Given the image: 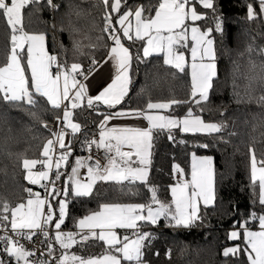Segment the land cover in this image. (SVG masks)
<instances>
[{
    "label": "snow or ice",
    "instance_id": "snow-or-ice-1",
    "mask_svg": "<svg viewBox=\"0 0 264 264\" xmlns=\"http://www.w3.org/2000/svg\"><path fill=\"white\" fill-rule=\"evenodd\" d=\"M38 3L39 0H0V15L6 18L11 33L7 61L0 66V100L26 111L36 119H40L39 114L47 110L45 106H50L57 113L54 117L57 127H49L46 121L41 120L50 134L43 146L44 158H23L22 161L26 170L25 179L30 184L38 185L46 181L41 185L45 198L29 187L25 189L28 193L26 203L10 205L7 201L0 202V264H148L144 259V250L151 245L155 234L144 229L158 226L161 218L165 227H193L204 218L201 208L206 215L209 206H214L218 199L219 186L215 180L212 156L193 153L190 174H186L179 165L174 166L173 171L181 178L168 186L170 200L162 199L157 186H149L148 182L153 130H168V138L172 140V129L184 133L212 134L220 133L224 127L221 123L205 122L201 115L193 112V108L201 113L204 111L202 105L209 101L214 78H217L212 33H219L223 37L224 29L221 18L215 15L214 0H157L155 4L149 2L147 5L136 4L134 0L132 3L129 0H101L104 9L99 29L101 35L96 39L103 41L105 59L98 61L92 56L86 69L79 62L69 65L67 60L59 59L54 50L52 53L46 50L44 33L25 30L23 10L30 4ZM45 3L52 10L60 8L53 0H45ZM258 8L259 12L252 3L247 4L249 19L264 17V0H258ZM209 10L214 14L215 28H201L196 22L205 20ZM189 32L190 62L185 55L189 49ZM137 41L140 42L136 50L137 63L140 62L141 49L144 57L163 53L164 64L173 66L186 77L190 76V91L186 100H149L145 108L130 106V98L125 99L131 84L133 56L130 49ZM55 42L53 36V44ZM85 46L95 48L97 45H84L82 41L72 39L73 49L81 54H84L82 49ZM61 50L66 53L68 49L61 44ZM248 50L251 51V48ZM109 62L115 70L110 82L97 94H90L85 82L101 63ZM250 63L252 74L245 76L249 82L247 87H252L254 82L264 86V63L259 65L258 71L255 62ZM256 102L264 105V95L257 97ZM173 105H186V114L163 115L154 111L167 110ZM82 106L90 108L101 119L99 140L85 138L81 147L91 150L95 145L97 149L114 152L115 157L110 158L108 166L101 170L98 164L86 165L90 155L76 156L71 175L64 186L58 188L56 182L64 175L61 166L66 164L72 152L70 142L65 143L66 129L59 125L66 123L73 134L79 132L80 125L74 123L72 118L73 110ZM101 107H106L107 111L101 112ZM117 118H142L147 121V126L109 128L108 122ZM125 146L128 151L122 150ZM201 146L208 147L207 144ZM54 149L58 153L55 158L52 156ZM37 164L40 170L34 172L33 167ZM53 167L55 172L50 179ZM84 167H87V174L86 179L82 180L79 170ZM250 169L251 186L254 190L258 187V201L253 200L252 203L258 202L260 211H249L245 218L233 222L230 238L239 240L242 237L245 244L243 248L239 244L227 247L223 255L235 256L242 252L246 258L245 264H264V152L257 159L255 149L250 148ZM186 175H190V178H184ZM97 180L115 181L118 184L127 181L129 185L139 181L147 187L150 198L141 203H104L99 205V210L85 214L77 225L88 231L81 239L95 238L103 241L107 248L102 255L94 257L68 254L66 250L77 240L75 233L61 230L66 217L67 198L92 197ZM56 208L58 213L54 218ZM73 220L75 222L76 218L73 217ZM257 222L259 230H253ZM53 225L54 235L49 231ZM119 229L125 230L122 238L118 234ZM36 237L43 238L41 243L46 244L47 256L43 252L36 255ZM53 240L64 250L60 256H55ZM28 244L33 246L28 247ZM166 255L170 257V250Z\"/></svg>",
    "mask_w": 264,
    "mask_h": 264
},
{
    "label": "trees",
    "instance_id": "trees-1",
    "mask_svg": "<svg viewBox=\"0 0 264 264\" xmlns=\"http://www.w3.org/2000/svg\"><path fill=\"white\" fill-rule=\"evenodd\" d=\"M130 3L133 0H129ZM136 4H155L157 0H134ZM60 5L59 10L46 6L45 0L36 5H28L23 10V26L26 31L44 33L47 50L71 65L79 62L83 68L90 64L94 56L98 61L105 59L103 41H97L101 35L103 6L101 0H53ZM252 3L259 12L258 0H214L215 15L223 22V37L212 33L215 39L217 78H214L213 89L209 101L204 103L201 113L193 108L205 122L224 125L220 133H184L177 129L156 130L153 133V147L149 173V186H157L162 199L170 200L171 184H174L173 168L179 165L190 174L192 154L212 156L215 167V180L219 186L218 199L214 206H209L207 214L201 208L202 221L189 228L165 227L164 220L158 226L144 230L152 231L155 238L144 252L148 264H245V256L223 255L227 247L237 244L241 248L245 242L231 240L229 233L234 228V221L243 219L249 211H260L258 187L254 190L250 180V148L255 149L257 159L264 152V105L256 102V98L264 95V86L254 82L247 87L246 75H251V63L255 62L257 71L264 63V17L249 19L247 4ZM79 13V14H77ZM116 15V14H113ZM214 14L209 10L207 18L199 22L201 28H215ZM55 26V27H54ZM82 41L84 45L95 44V48L84 47L81 54L72 47V39ZM10 29L6 18L0 15V66H3L10 51ZM53 36L56 38L53 44ZM87 37V39H84ZM61 44L68 50L62 52ZM190 44V42H189ZM140 42L130 49L133 56L130 70L131 86L129 100L131 107L145 108L152 102H166L170 99L186 100L190 91V76H185L173 66H167L163 57H144L140 50V62L136 54ZM249 47L251 51H249ZM190 48V46H189ZM184 50V49H182ZM189 50L185 51L189 60ZM86 104V103H85ZM47 110L40 113V119L30 116L26 111L14 108L0 100V202L10 205L25 202L28 198L26 188H34L25 179L23 158L43 159V146L50 138L41 120L49 127L56 125L55 110L45 106ZM119 108V106H117ZM100 111H107L101 107ZM186 105L176 106L167 115H185ZM101 117L90 108L82 106L74 110L73 120L80 124L82 130L72 139L71 156L64 164L65 181L71 175V166L75 157L83 154L81 147L85 138L97 131ZM181 141H185L181 143ZM207 144L204 148L201 145ZM39 168V164L36 165ZM190 175H186L187 178ZM150 193L141 182L97 181L93 188V196L72 199L68 197L67 219L61 227L62 231L76 234L77 243L73 244L68 254L76 253L84 257L102 255L107 248L102 241L89 239L81 242L77 223L80 218L91 211L99 210L104 203H141L147 202ZM73 217L76 218L75 222ZM238 227V225L236 226ZM258 228V222L253 229ZM123 233V232H122ZM54 235V232H53ZM46 245V244H45ZM55 256L60 255L61 248L53 240ZM62 250V249H61ZM170 250V257L166 252ZM158 253V255H157Z\"/></svg>",
    "mask_w": 264,
    "mask_h": 264
},
{
    "label": "crops",
    "instance_id": "crops-1",
    "mask_svg": "<svg viewBox=\"0 0 264 264\" xmlns=\"http://www.w3.org/2000/svg\"><path fill=\"white\" fill-rule=\"evenodd\" d=\"M113 14H116V13H113ZM200 22V21H199ZM199 22H196L198 25H199ZM190 23V22H189ZM119 27V25H117ZM200 26V25H199ZM190 32H189V42L191 44V40H190ZM189 44V46H190ZM127 46V45H126ZM190 49V48H189ZM182 50V49H181ZM143 54V53H142ZM163 53H152L150 54L148 57H153V56H161L163 57ZM186 55V53H185ZM187 57V56H186ZM190 62V61H189ZM167 66H171V65H167ZM131 70V69H130ZM114 68L112 67L111 63H101L97 68L96 70L92 73V75L89 77L88 81H86L85 83L88 84V89H89V93L92 94V95H95L97 94L107 83L110 82V77L114 75ZM131 76V75H130ZM131 86V84H130ZM130 90V88H129ZM86 103V101H85ZM170 109H167V110H154V111H159L160 114H163V115H167L166 112H168ZM73 115H74V110H73ZM73 119V118H72ZM74 123H77L76 121L73 120ZM79 124V123H78ZM80 125V124H79ZM109 128L112 127V126H140V127H145L147 126V121L143 120L142 118L141 119H131V118H117V119H113V120H110L108 122V125H107ZM53 127H57V123L55 126ZM59 127H64L66 129V135H65V143L68 144L70 142V146L72 147V139L74 136L76 135H79L81 133V126H80V131L79 132H76V133H72L71 132V129L67 127L66 123L65 124H61L59 125ZM156 130H153V133L155 132ZM97 133H99V125H98V128H97ZM123 151H128L129 149L125 146L124 148H122ZM151 152H152V149H151ZM111 156L112 157H115V153L114 152H110ZM199 156V155H197ZM118 159V158H117ZM133 159H135V157H133ZM213 164H214V161H213ZM108 166V165H107ZM63 166H61V168H63ZM39 171V170H37ZM149 173H150V166H149ZM149 178V176H148ZM97 181H100V180H97ZM43 183L46 182V181H42ZM104 182H115V181H104ZM124 182H127V181H124ZM135 182H139V181H135ZM163 218H161L162 220ZM78 225V223H77ZM77 232H79V235H80V240L81 242H86L88 241L89 239H95V238H89L87 240H82L81 237L84 236V235H87L88 231L87 229H80L78 226H77ZM99 230H97L98 232ZM118 231V234L121 236H123V234L125 233V230L123 229H119L117 230ZM123 232V233H122ZM55 242V241H54ZM103 242V241H102ZM57 243V242H56ZM104 243V242H103ZM59 245V243H57ZM105 244V243H104ZM60 246V245H59ZM105 246L107 247V245L105 244ZM60 250V254H61V251H64V250H61V248H59ZM68 253V252H67ZM60 256V255H58Z\"/></svg>",
    "mask_w": 264,
    "mask_h": 264
},
{
    "label": "built area",
    "instance_id": "built-area-1",
    "mask_svg": "<svg viewBox=\"0 0 264 264\" xmlns=\"http://www.w3.org/2000/svg\"><path fill=\"white\" fill-rule=\"evenodd\" d=\"M88 66H86V68ZM93 138H95L98 141L99 140V133L95 132L94 134L91 135V137H89V139H93ZM57 155H58V153L54 149V151L52 153L53 158H55ZM89 155H90L91 158L88 159V160H86V162H85L86 165H95V164H98L100 166V169L101 170H103L105 167H107L109 159L112 158V156H111V154H110L109 151H107L106 149H103V148L97 149L95 147V145H93V147L91 148V150H89L87 148H83V154L81 156L82 157H88ZM70 156H69V158H70ZM38 169L40 170V167ZM54 172H55V168L53 167L50 179L52 178V174ZM61 172L64 173V175H62L61 176V179L56 182V186L58 188H61V187L64 186V179H65V171H64V169L61 168ZM79 172H80V178L82 180L86 179L87 167L81 168L79 170ZM180 178L181 177L179 176V174L178 173H175V179L178 180ZM187 178H190V176H188ZM44 183H46V182H44ZM32 189H33V192L34 193L35 192H41L42 198H45V190H44L43 187L41 189H39L37 187H34ZM60 198L61 197H56V199H60ZM49 199H51V197H49ZM53 203H55V201H53ZM56 213H58V208L55 209L54 218H55V214ZM49 231L50 232H54V225L53 226H50ZM0 234H2V233H0ZM42 239H43L42 237H36L35 238V248H36V255L37 256H39L41 254V252H43L44 255L47 256V247H46L45 244H42L41 243V240ZM27 246L28 247H32L33 245L28 244Z\"/></svg>",
    "mask_w": 264,
    "mask_h": 264
},
{
    "label": "rangeland",
    "instance_id": "rangeland-1",
    "mask_svg": "<svg viewBox=\"0 0 264 264\" xmlns=\"http://www.w3.org/2000/svg\"><path fill=\"white\" fill-rule=\"evenodd\" d=\"M45 45H46V50H47V44H46V41H45ZM191 60V57H190V50H189V61ZM216 62V61H215ZM216 65H217V62H216ZM26 74H29V73H26ZM211 91V90H210ZM63 166V165H62ZM37 170H39L36 166H34L33 167V171L35 172V171H37ZM50 177H51V173H50ZM28 181V180H27ZM29 182V181H28ZM29 184H30V182H29ZM43 184V182L41 181V184H38V185H32V184H30L32 187H37V188H39V189H41L42 188V185ZM40 193V196H41V198H42V194H41V192H39ZM28 199V198H27ZM27 199H26V201H27ZM26 201H25V203H26ZM67 216H68V213H67V208H66V217H65V221H66V219H67ZM64 221V222H65ZM62 227V226H61ZM253 230H259V227L258 228H255V229H253ZM88 234V233H87ZM231 240H235V241H239V240H241L242 239V237H241V239H239V240H236V239H232V238H230ZM243 240V239H242ZM70 250V249H69Z\"/></svg>",
    "mask_w": 264,
    "mask_h": 264
}]
</instances>
